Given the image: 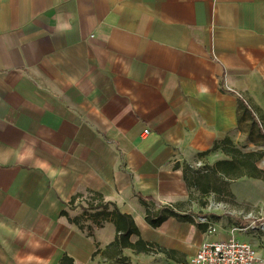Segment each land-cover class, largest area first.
I'll list each match as a JSON object with an SVG mask.
<instances>
[{"label": "crops", "instance_id": "obj_1", "mask_svg": "<svg viewBox=\"0 0 264 264\" xmlns=\"http://www.w3.org/2000/svg\"><path fill=\"white\" fill-rule=\"evenodd\" d=\"M254 109L264 118V0H0V264H179L228 239L238 226L189 208L184 162L216 161L229 138L264 173ZM234 182L246 225L264 216V176ZM91 191L176 252H120L112 217L85 218ZM141 196L194 221L154 227ZM249 231L234 234L264 264Z\"/></svg>", "mask_w": 264, "mask_h": 264}, {"label": "trees", "instance_id": "obj_2", "mask_svg": "<svg viewBox=\"0 0 264 264\" xmlns=\"http://www.w3.org/2000/svg\"><path fill=\"white\" fill-rule=\"evenodd\" d=\"M256 114L259 117L257 111ZM261 123H262V119H261ZM260 127L261 128L264 127L263 123ZM213 148L215 149L221 148L227 155L230 156V158L219 160L215 163V165H213L212 170L215 173H221L229 176L230 178H240L242 176H251V177L264 176L263 171L259 170L256 166V162L261 156L260 153L243 152L229 138L224 139L221 142L215 143ZM207 152H204L202 154H207ZM188 183H190L189 180ZM202 191L207 192L208 187L207 186L203 187ZM89 194L91 196L88 202V207H86L85 218L86 217L92 218L97 225H101L100 219L102 217L104 218L112 217V220L116 226L117 235L115 240L111 243V245L119 248L120 252L124 248H131L137 253L162 252L167 257H170L172 253L176 252L175 250L165 248L156 242L146 241L145 239H143L141 237L140 229L137 226L133 216L131 214L121 211L115 202L105 199V196L102 193L91 191L89 192ZM140 198L141 201L146 206H148L147 220L154 227L159 226L169 216H176L183 220L194 221L193 217H191L190 215H183L169 205L162 206L158 210H154L155 207L154 202H151L143 198L142 196ZM96 200L97 202H95ZM192 200L193 197L190 194V199L188 202ZM73 203L74 201L72 202V204ZM133 235H137L139 236V238L136 241H132ZM60 264H74V261L71 257L65 255L61 260Z\"/></svg>", "mask_w": 264, "mask_h": 264}, {"label": "rangeland", "instance_id": "obj_3", "mask_svg": "<svg viewBox=\"0 0 264 264\" xmlns=\"http://www.w3.org/2000/svg\"><path fill=\"white\" fill-rule=\"evenodd\" d=\"M255 110V109H254ZM256 112V110H255ZM264 126V118L259 117ZM257 127L261 128L258 124ZM264 129V127L262 128ZM264 142V141H263ZM264 143H262L263 146ZM216 161L230 158L223 150H218L214 152ZM215 159L212 162L205 160L194 159L191 162H184V168L186 171V176H188L189 186L194 188L191 196L193 197L196 206L199 208L194 213L196 215L209 213L213 222L224 221L225 224L231 226H245L247 222H244L245 218L242 214L237 213L239 210V204L235 201L233 192L231 191V186L233 184L234 189H238V183L234 181L238 178H230L227 175L221 173H215L212 170L213 165L216 163ZM201 163V164H200ZM208 187V191H202L203 187ZM199 189V193L197 190ZM189 208L192 207L193 203L191 201L188 203ZM264 219L258 220L260 224ZM251 232H257L255 236L264 242V229L259 228L258 230H250ZM215 234V233H213Z\"/></svg>", "mask_w": 264, "mask_h": 264}, {"label": "built area", "instance_id": "obj_4", "mask_svg": "<svg viewBox=\"0 0 264 264\" xmlns=\"http://www.w3.org/2000/svg\"><path fill=\"white\" fill-rule=\"evenodd\" d=\"M237 94L243 98L240 93ZM244 102L250 109L252 108L248 100L244 99ZM255 116L256 118L258 117L256 113ZM257 120L262 125L261 121L259 119ZM150 133L149 129H145L146 135ZM260 219H264V216L256 217L249 215V223L245 226L234 228L228 239L203 242L193 256L180 261L179 264H257L260 256L256 247L249 241L239 239L234 232L236 230L248 231L259 228L264 229V221L260 224L258 223ZM199 220L201 223H210L205 217H200ZM208 230L210 233H213L217 228L214 224L210 223Z\"/></svg>", "mask_w": 264, "mask_h": 264}]
</instances>
